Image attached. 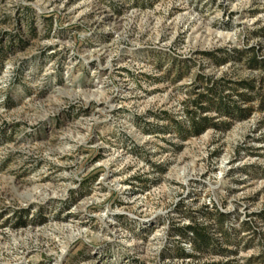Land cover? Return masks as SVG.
Wrapping results in <instances>:
<instances>
[{"label":"rangeland","instance_id":"1","mask_svg":"<svg viewBox=\"0 0 264 264\" xmlns=\"http://www.w3.org/2000/svg\"><path fill=\"white\" fill-rule=\"evenodd\" d=\"M213 85L250 117L180 134ZM192 261L264 264V0H0V264Z\"/></svg>","mask_w":264,"mask_h":264},{"label":"trees","instance_id":"2","mask_svg":"<svg viewBox=\"0 0 264 264\" xmlns=\"http://www.w3.org/2000/svg\"><path fill=\"white\" fill-rule=\"evenodd\" d=\"M221 59V58H220ZM218 61V64H223L225 60ZM253 64L258 61L253 59ZM248 90H253L250 83L239 84ZM218 86H211L207 88V94L202 95L198 101L194 104L198 112H194L188 116V118L178 124V132L184 134V136H198L201 135L210 124L206 117H201V114L210 111H215L217 116L225 117L237 121H243L250 117L252 113L251 107L245 106L250 100L246 94H237L236 99L232 95H223V91H219ZM206 104L202 106V104ZM223 125H226L223 123ZM209 218H213L216 224V229L212 228V225H202L197 223L195 220L192 221L191 225L179 229L178 234L180 235L181 243H188L192 250V254L185 253L184 249L177 247L176 258L185 260H197V255L206 253H217L223 254L227 252L223 246L233 245L235 242L234 229L226 228L224 226L229 221V215L217 212L213 215H209ZM212 219V220H213ZM230 253V252H229ZM191 264H200L193 262ZM203 264H222V263H203ZM228 264V263H225Z\"/></svg>","mask_w":264,"mask_h":264}]
</instances>
